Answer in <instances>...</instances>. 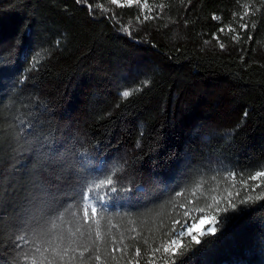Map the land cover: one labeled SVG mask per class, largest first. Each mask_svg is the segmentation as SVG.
Listing matches in <instances>:
<instances>
[{
    "label": "trees",
    "instance_id": "1",
    "mask_svg": "<svg viewBox=\"0 0 264 264\" xmlns=\"http://www.w3.org/2000/svg\"><path fill=\"white\" fill-rule=\"evenodd\" d=\"M146 4L0 0V264L13 260L4 242L39 166L34 152L17 156L29 144L87 156L74 167L88 183L123 166L113 179L127 192L97 189L106 199L93 202L96 216L57 221L62 247L76 233V259L65 264H264V180L240 185L241 174L264 170V0ZM67 167L58 162L41 178L55 186ZM225 198L237 209L208 208L228 207ZM60 200L77 211L78 199ZM202 215L228 219L211 243L184 237L193 251L165 254L173 222L177 230Z\"/></svg>",
    "mask_w": 264,
    "mask_h": 264
},
{
    "label": "snow or ice",
    "instance_id": "2",
    "mask_svg": "<svg viewBox=\"0 0 264 264\" xmlns=\"http://www.w3.org/2000/svg\"><path fill=\"white\" fill-rule=\"evenodd\" d=\"M113 4H118L120 0H111ZM134 0H126L128 5H131ZM137 5L140 4V0H135ZM145 7H147L145 0ZM247 7V5H245ZM245 15H249L245 12ZM149 17H145L148 19ZM216 18V17H214ZM242 29H247L248 25H241ZM255 28V23L252 24ZM223 31V29H221ZM251 38V37H249ZM233 39H238V37H233ZM221 48L224 47L223 44L220 45ZM147 84V81H145ZM123 98H128L131 93L129 91H123L121 93ZM50 146L51 141H48ZM34 152L37 154L38 167L34 169L33 172V190L30 194V199L28 200L27 206L24 207L22 212H17V214L10 221L11 229L13 231L12 237L4 242V246L10 249V255H13L12 261H7L6 264H65V258L70 262L76 259L77 249L72 247L73 240L72 237L76 235L69 229V235L67 237L68 246L62 247L63 242L66 237L63 234H53V230L58 228L57 221L65 222V216H71L73 219L78 215L80 211L83 212V220L87 222L91 217L96 216L97 207L93 206V202L97 204L103 202L106 196H101L96 193L97 189L102 187H107L109 193L117 192H127V188H117L115 186V181L113 176L116 172L122 171L123 166L120 164L114 165L113 175L107 176L105 179L100 180L99 183L92 181L88 183L86 178L83 176L82 171L76 170L74 165L76 163H86L88 162V157L81 154L79 158H65L63 155H56L55 151L49 152L45 149L44 144H39L37 147H32L31 144L27 147H22L17 149V156L19 159H23L20 153ZM71 159V163H69ZM58 162L67 163L68 167L64 169L60 176L56 178L55 186L50 184L45 179L41 178L40 174L47 173V168L49 166H54ZM51 175V174H49ZM230 177H235L237 174L234 172L228 173ZM76 177L74 180L73 177ZM258 179L264 180V170L256 171L254 174L245 178L242 174L240 175V185L245 191L249 188V181H257ZM199 187V185H197ZM235 187V185H232ZM252 190L255 191L259 185H252ZM236 196L240 193L236 192ZM186 193L181 191L176 193V197H183ZM233 195L232 192L228 193V197ZM61 196H71L72 201L79 200L75 204L77 211H73V203L61 202ZM228 203V207L225 208H213L212 204L208 205L209 209H213L215 212L228 213L229 209L236 210L237 204L233 203L231 199L225 198ZM252 200L251 195H247L240 200V204H246ZM220 201H215V204H219ZM184 207V205H180ZM89 210L91 216L89 215ZM199 211H204V209H199ZM189 213L184 212V216L188 217ZM228 217L225 216L217 224L215 215H202L199 217V227L197 224L193 223L191 226L185 224H180V230L177 231L175 225L179 224V221H174L171 238L163 245V252L165 254H170V258H180L185 256L188 252L193 251L187 244L182 243L181 238L190 237V241L195 246L206 245L211 243V238H214L218 230L224 226L227 222ZM72 221H67L71 223ZM212 224L214 226L208 227L205 231L203 225ZM77 232L80 231L78 227ZM193 232L196 234L193 235ZM83 235V233H80ZM99 236V232H97ZM88 251L87 248L84 250ZM157 252L160 251L159 248L156 249ZM139 249H136V256H139ZM79 255L83 257L84 253L80 252ZM95 260H100L97 255L94 257ZM131 264V262H129ZM136 264H139L137 260ZM172 264H175V259H172Z\"/></svg>",
    "mask_w": 264,
    "mask_h": 264
},
{
    "label": "rangeland",
    "instance_id": "3",
    "mask_svg": "<svg viewBox=\"0 0 264 264\" xmlns=\"http://www.w3.org/2000/svg\"><path fill=\"white\" fill-rule=\"evenodd\" d=\"M134 2H135V0H134ZM125 3H126V0H120V2H119V4H125ZM140 3L143 4V0H140ZM198 221H199V218L197 220L187 219L182 224H185L186 223L188 226H191L193 223H195L199 227L200 225H199ZM212 226H214V225H212V224H205V225H203V229L206 231L208 227H212ZM179 230H180V225L177 228V231H179ZM195 234L196 233L193 232V235H195Z\"/></svg>",
    "mask_w": 264,
    "mask_h": 264
}]
</instances>
